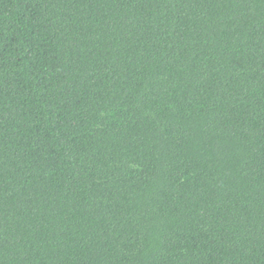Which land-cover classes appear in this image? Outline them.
Segmentation results:
<instances>
[{"label": "trees", "instance_id": "16d2710c", "mask_svg": "<svg viewBox=\"0 0 264 264\" xmlns=\"http://www.w3.org/2000/svg\"><path fill=\"white\" fill-rule=\"evenodd\" d=\"M0 264H264V0H0Z\"/></svg>", "mask_w": 264, "mask_h": 264}]
</instances>
